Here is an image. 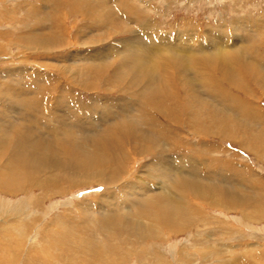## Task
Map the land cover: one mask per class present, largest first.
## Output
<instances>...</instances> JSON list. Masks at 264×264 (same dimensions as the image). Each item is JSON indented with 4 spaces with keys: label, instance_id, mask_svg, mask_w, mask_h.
Here are the masks:
<instances>
[{
    "label": "bare ground",
    "instance_id": "obj_1",
    "mask_svg": "<svg viewBox=\"0 0 264 264\" xmlns=\"http://www.w3.org/2000/svg\"><path fill=\"white\" fill-rule=\"evenodd\" d=\"M109 16L108 13L107 16L102 17L101 20L103 19L104 23L100 25L101 28H106L107 35L111 24ZM111 17L114 18V15L111 14ZM262 28L264 25L261 28L255 27V30H246L247 32L248 30L249 32L253 31L256 37L257 32ZM184 37H179L174 43L154 42L152 39L156 38L148 37L146 34L138 37L142 40L140 42L137 38V42L127 39L123 42L125 47H122L123 50L119 51L120 53L117 55L126 59L122 62L123 67L116 72L115 78L121 79L133 68L137 71L139 68L144 70L150 66L143 81L141 80L142 82L137 85V87L140 85L141 88L144 85L139 95L140 99L146 100L150 95L149 90H154L153 93H156L164 86L167 90H171V86L174 84L171 79L172 75L171 77L164 75L162 68L165 59H169L167 61L170 65L169 68L174 70L179 80L182 76V84L187 89L185 90L188 92L187 97L189 98L187 101H182L179 97L170 94L181 104L187 103L186 106H182L181 116H175L174 120L185 125L190 124L192 130L196 127L195 135L200 137L211 135L222 140L239 142L246 150L256 153L258 159L264 160V154H260L252 143L264 138V123L258 124L259 129H255L254 132L245 133V137L242 133H238L242 132L241 123L256 126L254 119L261 120L262 117L247 107L248 105L243 106L246 103L240 99L224 97V94L216 89L217 86L213 87L210 81H207L204 72L200 73L197 69L199 63L207 66L211 64L209 67L212 70L223 72L231 81L239 82L232 75L230 69L234 66L232 57L236 59L235 63L238 62L242 68L241 71L246 72L248 66L244 59L249 55L250 50L246 48L247 46L233 49L227 45L225 40L222 42L223 38H218L211 40V42H215L213 44L215 47L209 48L210 46L203 45L200 51L199 49L196 51L198 47L194 46L195 50L190 48L191 44L189 45L188 39ZM34 39L43 42L41 38L35 37ZM48 40L54 41L50 38ZM105 50L107 52H97L95 55L89 56L93 60L75 59L72 67L63 75L71 74L69 77L71 81L76 77L80 78L81 73L73 67L81 62L83 64V61L91 63L96 59L95 61L98 62L94 61L95 64H110V58H113L109 51L110 48ZM204 52H208L210 57H203ZM143 61L147 65H141L138 68L139 63ZM262 69L261 67L260 70ZM211 72L208 71L209 74ZM260 72H257L255 77L264 90V74L262 73L264 71ZM193 73L196 76L193 77ZM73 83L76 84L72 81ZM67 86H69L68 82ZM81 86L83 85L81 84ZM200 88L202 91L199 90ZM239 88L244 91V87ZM20 94L19 98H23V95ZM172 100L169 97V103ZM65 102L73 104V101L70 100ZM27 103L33 105L31 102ZM169 103L166 102V104ZM76 105L73 104V106ZM35 106L37 105L35 104ZM142 106L141 104L140 107V103H136L132 98H129V101L123 99L119 106H112V108L110 106L112 111L106 117L103 115L105 113H101L102 115L99 117L92 116L94 115L92 113L87 118L92 121V124L91 122L88 123L89 125L80 122L79 126H69L65 118L57 117V114L58 116L62 115L60 111L62 109L57 110L56 117L53 118V121L55 119L58 122L56 123L60 125L57 127L41 125L36 119L37 116L32 113L31 115L22 114L21 110V112L16 111L15 114H12V110L8 108L6 113H0L1 190L5 193L8 191L19 192L23 189L29 192V189L33 188L37 182L38 185L42 184L44 196L43 199H39L31 193L30 200H16L15 203L4 199L3 196L0 197V214L7 211V216L14 219L6 225L0 224V264H264L263 247L260 248L258 243L251 241L245 243L244 246L234 243L230 237L235 238L237 234L239 235L235 238L236 242L239 238L245 239L244 235L240 237L242 236L240 229L238 230L236 227L229 229L226 221L217 217L211 219L209 217L212 216H208L209 210L211 212L224 211L225 214L235 211L240 212L243 215L242 219L248 223L264 221V192L256 189L255 186L247 188L241 182L242 180L236 181L235 176L229 174L232 172L226 171L229 163L220 161L217 165L216 160L211 162L209 159L203 160L194 156L156 157L153 160L145 159L146 161L141 166L142 169H145L144 172L137 171L135 174L133 170L130 172L128 164L133 161L137 162L133 158L135 147L126 149L120 137L124 136L125 131L131 130L139 140H151L152 130L150 126L145 128L148 125L141 114ZM91 108L93 107H86V110H92ZM166 109L168 110L169 107ZM63 114L62 116L66 117L67 114ZM213 119L215 120L214 124ZM115 123L121 128H116ZM17 125L21 127L19 128ZM17 130L21 131L24 137L33 136V141L29 144L34 146V152L18 149L14 156L9 157L7 155L9 143L14 138L12 134ZM116 130L120 132L117 136L114 135ZM152 134H156V132L153 131ZM77 136H83L81 141ZM37 138L38 141H35ZM64 140L67 145L63 144ZM140 142L142 141L140 140ZM75 145L78 148H74ZM55 148L59 149L62 158H65V166H68L67 162H71V167L59 168L46 165L50 155L46 151L51 149L52 154H58L59 150L55 151ZM165 148L166 146L162 145L161 151H164ZM144 153L145 151L139 152L135 156H142ZM148 153L150 152L148 151ZM153 156L155 157L156 154L153 153ZM218 169L219 172L216 171ZM129 174L134 176L126 177L130 176ZM153 179L154 182H152ZM92 183L104 185L106 191L96 195L101 198L95 202L83 201V203L86 202V206L82 205L83 203L82 206L80 205L79 213L84 215L85 221L62 217L60 214L47 221L46 214L42 212L43 209L38 214L32 212L34 207L39 209V204L46 207V201H53L50 192L55 195H65L72 188L90 186ZM57 202L59 203V200ZM65 203L68 204V202ZM99 205L102 207L100 208ZM95 207L99 209L98 212L93 211ZM35 225H38V230L34 237H31L29 228ZM69 225L72 227L70 228ZM95 229H98L101 236L96 235ZM192 229H195L199 235H196L197 238L193 237L190 244L184 241V245L179 250L177 249L178 251L175 250L178 247L169 249V244H164L169 235L187 233ZM118 232L119 236L125 235V238L127 236L121 245L129 246L128 249L112 244L113 241H117L113 236ZM222 235L226 238H222ZM214 236L218 239L215 240ZM98 237L105 238L106 242L98 240ZM27 244L29 245L28 249H26ZM165 246L169 250L167 252L171 251L169 256L176 254L171 260L166 257L165 250L163 251ZM236 248H240V251L237 252ZM59 257L61 259L57 260L56 258ZM23 261L24 263H22Z\"/></svg>",
    "mask_w": 264,
    "mask_h": 264
},
{
    "label": "rangeland",
    "instance_id": "obj_2",
    "mask_svg": "<svg viewBox=\"0 0 264 264\" xmlns=\"http://www.w3.org/2000/svg\"><path fill=\"white\" fill-rule=\"evenodd\" d=\"M108 13L110 14L111 24L107 35L106 28H101L100 25L104 23L101 18L107 16ZM111 14L114 15V18L111 17ZM262 25H264V0H74L73 2L72 0H0V113H6L9 108L12 110V114H15L16 111H22V114L28 115L32 113V115L37 116L36 119L41 125L47 127L60 126L55 119L53 121L56 116L62 119L65 118L69 126H79L80 122H83L82 124L91 122L92 124L91 120H87L92 113H94L92 116L95 117L105 113L103 115L106 117L107 114L111 113L112 106L117 107L123 99L129 101V98H132L136 103H140V107L141 104L143 105L141 114L147 121L146 125H148L145 128L150 126L152 132L155 131L156 134L151 132V140L140 139L142 142L131 130L124 132L125 137H120L126 149L135 147L133 150L135 155L145 151L142 156L134 155L133 158L137 162L133 161L128 164L130 172L132 170L135 171L134 174L137 171L144 172L145 169H142L141 166L147 159L153 160L156 157L165 158L168 156L170 158L194 156L203 160L205 158L209 159L211 162L216 160L217 165L220 161L229 163L230 165H228L226 171L228 173L232 172L229 174L234 175L236 181L242 180L241 182L247 188L255 186L256 189L264 192V160L258 159L256 153L246 150L239 142L222 140L211 135L209 137L195 135L196 127L192 130L190 124L185 125L174 120L175 116H181L182 106H186L187 103L181 104L178 99L172 98L170 94L179 97L182 101H187L189 98L187 97V89L182 84V76L179 80L174 70L169 68L170 65L167 63L169 59H165L162 68L164 75L167 77L172 75L171 79L174 84H172L171 90H167L165 86L156 93H153L154 90H149L150 95L146 98L147 101L140 99L139 95L144 85H142V88L140 85L137 87L150 68V66L144 70L139 68L141 65H147L145 61L139 63L137 71L133 68L130 73L122 76L121 79L115 78L116 72L123 67L122 62L126 59L123 56H117L120 53L119 51L125 47L123 42L127 39L135 41L136 38L139 39L138 37L144 36V34L148 37H155L156 39H152L154 42L164 41L165 43H174L179 37L185 36L184 38L188 39L189 45L191 44L190 48L195 50L194 46L198 47L196 51L198 49L200 51L203 45L210 46L209 48L215 47L213 45L215 42H211V40H217L218 38H223L222 42L225 40L227 45H230L233 49L247 46L246 48L250 50V53L244 59L248 66L246 72L241 71L242 68L238 62L235 63L236 59L232 57L234 66L230 69L232 75L240 83L231 81L223 72L212 70L209 67L211 64L209 66L202 63L197 65L198 72H204L207 81H210L213 87L217 86L216 89L224 94V97L227 96V99L232 97L240 99L246 103L243 106L248 105L247 107H250L262 117L261 120L254 119L256 126L241 123L242 132L238 133H242L244 136L245 133L254 132L259 127L258 124L262 125L264 123V90L255 77L257 72L264 71V28L257 32V38L254 36L253 31L249 32L248 30L247 32L246 30H255V27L261 28ZM251 26L252 28H250ZM35 37L41 38L43 42L34 39ZM48 38L54 40L53 42L57 44L49 41ZM138 41L142 40L139 39ZM181 42H183L182 39ZM107 48H110L109 51H111L110 54L113 57L110 58V64L101 63L98 65L93 63L96 60L94 59L91 63L83 61V64L81 62L75 65L73 69L81 73L80 78L72 79L76 83L75 85L72 84L69 78L71 74L63 75L65 71L72 67L71 65H73L75 59H92L89 56L95 55L97 52L105 53ZM202 56L210 57L208 52H204ZM256 62L258 65H255ZM260 66L263 68L262 70H260ZM208 71H212L211 74ZM262 73L264 74V72ZM192 76H196L195 73ZM67 82L69 86H67ZM239 87H244V91ZM199 90L202 91L201 88ZM164 92L167 94L165 95ZM19 94L23 95V98H19ZM214 94L210 93L212 96ZM169 97L171 100L173 99L171 103H169ZM67 100L73 101V104L77 105L73 106V104L65 102ZM142 101L146 102L143 103ZM27 102H31L33 105H28ZM166 102L169 104H166ZM89 106L93 107L92 110H86V107ZM167 107H169L168 110ZM57 110H60L62 115L66 113V117L56 115ZM85 120L87 121L84 122ZM212 122L214 124L215 120L213 119ZM248 122H250V119H248ZM21 123L23 122L21 121ZM115 127L121 128L116 123ZM23 130L25 129L23 128ZM117 134H120L119 130L114 131V135L117 136ZM12 135L14 138L11 139L7 152L9 157L14 156L18 149L34 152V146L29 144L33 141V136L27 135L24 137L19 130ZM82 137L77 136L79 141ZM35 141H38V138ZM252 143L260 154H264V138ZM63 144L67 145V142L64 140ZM207 144L208 146H206ZM162 145L166 146L164 151H161ZM74 148L78 147L75 145ZM58 150L55 148V151ZM46 153L50 154L46 165L59 168L71 167V162H67L68 166H65L64 162L66 161L65 158H62L60 150L58 154H52L51 149ZM153 153L156 154L155 157ZM69 159L72 160L71 157ZM216 171L219 172V169ZM129 175L126 177L131 178L134 176ZM152 182H154V179ZM1 189L0 186V197L3 196L4 199L11 200L14 203L18 200L23 201V199L30 200L32 195L39 199L44 197L43 186L42 184L38 185L37 182H35L33 188L29 189L30 193L24 189L23 191L19 190V192L8 191L5 193ZM105 191L104 185L92 183L90 186L72 188L65 195H55V193L50 192L53 201L45 202L47 209L39 204V209L34 207L36 209H32V212L38 214L43 209L42 212L46 214L44 215L47 221L59 214L62 217L85 221L84 215L79 213L80 205L83 201L95 202L98 198H101L96 195L103 194ZM65 202H68V204ZM85 203L82 205L86 206ZM49 205L52 211L51 209L49 211ZM57 207L58 209H56ZM93 211L98 212L99 209L95 207ZM46 212L49 214L47 215ZM207 213L208 216H212L209 217L211 219L217 217L226 221L229 229L234 227L240 229L239 231L242 234L240 237L244 235L245 239L239 238L236 242L235 238L239 235L237 234L235 238L230 237L231 240H234V243L244 246L245 243L251 241L252 243H258L260 248H264V221L248 223L242 219L243 215L240 212L235 211L225 214L224 211L211 212L209 210ZM7 214V211L0 214V224L6 225L14 220ZM69 227L72 226L69 225ZM29 230L31 237H34L38 225L30 226ZM94 232H96V235L101 234L98 229H95ZM119 235L118 232L113 236L115 237L114 240L117 241H113L112 244L119 245V248L128 249L129 246L121 245V242L126 240L127 236L125 238V235ZM196 235L199 234L195 229L187 233L169 235L166 240L168 243L164 242V244H169V249L170 247L172 249L178 247L175 250H179L184 245V241L190 244L193 237L197 238ZM222 238H224L223 235ZM217 239L215 237V240ZM98 240L106 242L103 237ZM107 243L109 244V242ZM28 246L27 244L26 249H28ZM168 248L165 246L163 251L165 250L166 257L171 260L176 254L169 256L171 251L167 252L169 251ZM236 251H240V248H236ZM56 259L59 260L61 257Z\"/></svg>",
    "mask_w": 264,
    "mask_h": 264
}]
</instances>
